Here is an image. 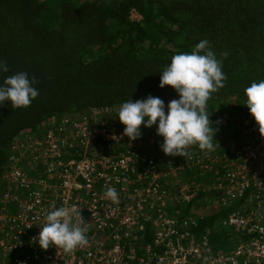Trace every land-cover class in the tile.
Here are the masks:
<instances>
[{
	"label": "trees",
	"instance_id": "1",
	"mask_svg": "<svg viewBox=\"0 0 264 264\" xmlns=\"http://www.w3.org/2000/svg\"><path fill=\"white\" fill-rule=\"evenodd\" d=\"M134 15L139 19H131ZM205 39L217 59L222 60L226 77L224 86L211 94L206 107L216 129L213 140L216 144L222 135L218 131L225 130L226 125L227 132L231 122L242 118L254 121L243 103L245 88L264 79V0H0V61L8 67L7 72H0V84L9 76L26 72L30 80L35 78L34 87L39 92L26 108L14 109L8 102L0 106V194L8 188L12 193L21 188L20 182L9 185L8 181L13 172H25L22 170L25 162L31 163L35 173L51 162L33 156L29 161L20 156L24 146L21 139L28 134L40 141L45 129L54 128L56 137L66 136V141L74 145L65 151L73 157H64L63 161L93 159L94 148L80 149L74 134L68 132L70 124L57 123L53 127L49 124L52 117L60 121L72 116L71 123L76 117L75 122L84 123L90 133L96 128L118 133L112 127L120 123V106L129 99L135 102L148 96L159 97L167 110V104L179 97L172 88L159 87L160 72L174 55L190 53ZM143 130L142 135L148 132ZM142 135L140 138L147 140ZM96 138L94 142L100 143ZM239 139L246 136L236 140ZM140 140L126 143L131 146L139 142L136 150L106 144L108 148L103 154L135 152L139 163L140 159L152 161L161 174L166 162H181L182 159L172 156L165 160L153 158L154 150L148 143L156 141ZM234 142L238 145L234 152L246 144ZM226 143L220 141L222 147L214 145L211 152L199 156V161L211 169L204 175L197 168L180 176L163 173L156 183L162 201L174 193L173 180L178 182L177 186L188 187V195L185 198L178 195L180 200L166 201L163 207H157L162 201H156L153 206L156 204L157 209L153 207L149 213L154 218L162 214L193 223L189 225L193 239H208L212 253L224 252L235 243L236 236L220 223L235 207L224 209L223 192L209 193L195 184L213 176L222 177L226 173L222 168L225 162L245 160L235 156L230 147H225ZM197 150L198 145H194V151ZM215 169L218 172L214 174ZM199 174L204 178L199 179ZM133 183L136 188L141 186V182ZM152 221L144 225L142 233L136 234L143 235L144 244L152 245L157 232ZM140 252L145 254L136 251Z\"/></svg>",
	"mask_w": 264,
	"mask_h": 264
},
{
	"label": "built area",
	"instance_id": "2",
	"mask_svg": "<svg viewBox=\"0 0 264 264\" xmlns=\"http://www.w3.org/2000/svg\"><path fill=\"white\" fill-rule=\"evenodd\" d=\"M93 132H87L84 123L75 122L72 125L76 145L84 151L96 144L94 139L97 134ZM113 142H116L114 145L122 146L128 141H106L110 144ZM73 146L64 136L56 137L54 132L49 131L46 141H34L33 151L42 149L45 155L51 157L48 160L52 159V163L47 166L46 172L51 174L54 171L52 168L55 169L62 163L64 157H73L65 152L66 148ZM235 146L238 145L229 146L232 152ZM239 147L242 148L234 154L245 160L225 162L229 167L225 169L226 173L218 178L219 182L223 183L219 191L224 194L221 204L226 209L235 207L221 222L222 226L236 236L235 243L224 252L214 255L208 239L194 240L189 228L193 223L175 220L176 217L166 220L162 214L155 218L149 215L154 207L149 202H153V199L161 202L162 193L156 186L158 180L152 185L143 186L142 182L148 179L142 177V173L152 174L157 169L152 161L140 159L139 163V158L132 151L126 154L96 155L90 159L92 164L87 162V157L84 162L63 161L64 173L72 171L74 166L75 171L80 172L79 175L72 172L70 176L73 178L63 179L62 187L55 185L54 191L61 189L65 192L63 199L50 197L51 186L46 188V185H43V190L34 191L31 184L24 180L19 191L21 193L23 190V197L10 198L8 195H11L12 191L8 188L3 194V203L5 208L14 207L16 211L10 214L6 211L0 219V230L8 235L2 238L20 240V237H26L29 233L39 235L40 228L46 223L47 214L64 207L72 210L71 223L87 229L89 243L77 247L71 253L56 251L58 255L53 257V264H57V261L58 264H264V141H249ZM187 151L189 156L182 157L183 161L193 162L197 170L211 171L205 167L204 162L199 161L200 154L191 149ZM206 154L208 153L204 152L203 155ZM136 167L139 171H136ZM212 172L215 173L216 169ZM19 176L20 173H17L12 175L11 179ZM76 179L80 181L77 182ZM133 181L141 182V186L136 188L131 184ZM109 187L117 191V202L104 195V191ZM157 211L161 213L160 210ZM151 220L157 229L152 245L143 243L142 234L136 235L142 233L144 225ZM21 242L22 240L19 241ZM136 251H144L145 254H137ZM43 252L45 251L35 249L31 253V259L16 263L34 264L37 261L38 264H50V257H44L42 262L38 261V254Z\"/></svg>",
	"mask_w": 264,
	"mask_h": 264
},
{
	"label": "clouds",
	"instance_id": "3",
	"mask_svg": "<svg viewBox=\"0 0 264 264\" xmlns=\"http://www.w3.org/2000/svg\"><path fill=\"white\" fill-rule=\"evenodd\" d=\"M223 56L226 59L228 53L225 52ZM7 71V64L0 61V72ZM225 79L222 60L217 59L208 40L199 41L190 53L174 55L170 64L160 72L159 87L172 88L179 99L170 101L167 110L164 102L153 96L135 102L129 99L122 103L118 120L124 126L123 135L129 141H135L142 135V125L148 129L155 128L156 135L163 140L160 149L167 156L186 158L189 156L187 149L192 145H198L202 151L213 150L216 129L206 111L207 101L213 92L224 86ZM35 83V78L30 80L26 72L5 78L3 84H0V106L5 102L10 103L14 109L30 106L39 95ZM245 96L243 105L254 119L253 124L258 126L260 136L264 138V79L246 87ZM104 195L113 202L118 201V193L112 187L107 188ZM0 202L3 203L2 197ZM71 213V209L64 207L49 212L39 235L33 238L34 243L43 251L55 247L65 253L86 246L89 243L87 229L71 223Z\"/></svg>",
	"mask_w": 264,
	"mask_h": 264
},
{
	"label": "rangeland",
	"instance_id": "4",
	"mask_svg": "<svg viewBox=\"0 0 264 264\" xmlns=\"http://www.w3.org/2000/svg\"><path fill=\"white\" fill-rule=\"evenodd\" d=\"M139 19L136 15L132 16L131 19ZM72 116H68V117H64L63 119H61L60 121L59 120H56L57 118L56 117H52L50 120H49V124H52V126L54 127L57 123H60L62 126H66L68 124H70V128H68V132H71L72 133V124L75 122V119L76 117H74V121L73 123H71L70 119H71ZM73 118V117H72ZM79 118V117H78ZM77 118V119H78ZM226 120V118H225ZM254 121H251V120H245L244 118L240 119V120H237L236 123L239 125L240 124V127H236V123L234 122L232 124V122L230 123L229 125V128H228V131L226 132V129H227V125H226V122H225V125H226V128L225 130H219L218 131V134L219 133H222V135L220 136L219 138V141L216 142V144L213 143V145H215V147H222V145L219 144L220 141H228V143L225 144V147H228L230 145H234L236 144L234 141H241V142H244L246 143V141H259V140H262L264 141V138H262L261 136H258V126H256L255 124H253ZM46 127H48V124L46 125ZM123 127V128H121ZM112 128L115 129V131H119L118 133L117 132H114V133H110L109 130H106L108 128H96L94 130V134L96 133L97 135V138L95 136V138L97 140L95 141H100V143L98 144H95L93 146H91L90 148H94V154H93V157H95L96 154H103V152L107 151V145L106 144H110V143H106V141H129L128 137L124 136L123 135V130H124V126L120 123H116V126L114 125ZM112 128H109L110 130ZM143 125H142V131L143 130ZM148 130V132H146L145 134H143L142 136H145L147 137V140H145L144 138H140V139H143L144 141H148V142H153V141H156L154 142L153 144L152 143H148L150 145H152L153 147V158H161L163 160H165L166 158H168V156H166L160 149V143H162V138L161 137H158L156 135V130L155 128H152V129H148V128H145ZM53 129L51 130H48V129H45L43 134H44V139L43 140H40V141H46V136H48V132L51 131V132H54ZM64 130H66V128H64ZM67 131V130H66ZM145 132V131H144ZM239 136H246V139H239V140H236ZM66 137V136H64ZM135 140V141H142V140ZM22 143L24 144L23 146V151L20 152V156H26L28 158V160L30 161V159L32 160V156L37 159V158H51L47 155H45V153L43 152L42 149H37L36 151H33V146H34V141H38L36 138H33L32 134H28L27 136L23 137L21 139ZM114 143L116 144V142H113L111 143L112 145H114ZM118 143V142H117ZM139 143H136L135 145L132 146L131 149H134L136 150V146L138 145ZM147 144V143H146ZM147 144V145H148ZM127 146L126 145H123V148H126ZM142 147H146V146H142ZM149 147V145H148ZM191 149V151H193L194 153L196 154H200V155H203L204 152L206 151H202V150H197L196 152L194 151V145L192 146H189V148L187 150ZM27 150L29 151V154L27 155ZM32 150V151H31ZM38 150H42V152H39ZM87 151V150H86ZM211 152V151H209ZM209 152H206V153H209ZM31 153V154H30ZM160 154V155H159ZM162 155V156H161ZM30 156V157H29ZM173 159H182L180 158L179 156H172ZM33 158V160H35ZM51 160V162L49 163V165L52 163V159H49ZM84 160L86 161L87 158L83 159L82 162H84ZM68 160L66 159V162ZM70 161H72L73 163H78L79 161H77L76 159H70ZM87 162H91L90 159H88ZM71 163V162H70ZM65 163H59V165H57V167L54 169L52 168V170H54L51 174L50 173H46L47 172V168H44L43 170H40L39 172H34V167L31 165V163L29 162H25L23 164V167H22V170H24L25 172L24 173H20V176L18 178H10L8 183L10 182V185L12 184V182H15V183H19L22 184V180H24V182H29V184H31L32 188L34 189V191L36 190H43L42 186L43 185H46V188L51 186L52 190L50 191V197H54L56 198L57 200L58 199H63L64 198V195H65V192L62 191L61 189H59L58 192H56L57 190L54 191V188H55V185H58L59 187L63 185V179H66V178H73L71 177L70 175L72 174V172H74L76 175H79L80 172L79 171H75L76 169V166H74L72 168V171H68L67 173H64L63 172V167H64ZM98 167H101L100 165H97ZM196 165L193 163V162H190L189 160H184L183 159L181 160V162H177V161H172V162H166V164L164 166L161 167V169L163 168V171H164V174L163 175H178L180 176L182 174V172H184L183 170H185V172L187 170H189L190 168H196L195 167ZM229 167V164L228 163H223V166L222 168L225 170ZM146 170V169H145ZM150 170V169H149ZM147 169V171H149ZM157 172V173H156ZM185 172L183 174H185ZM203 172V175L208 172V171H202ZM18 171H15L13 172V175L17 174ZM139 174V173H138ZM161 172L159 171H155L154 173L152 174H144L142 173V177H146L148 180L145 181V183H143L142 185L143 186H146V185H152L154 184V181L158 180L160 178V176L162 175ZM194 175V174H192ZM202 174H199L198 175V178L200 179L202 176ZM145 178V179H146ZM204 178V176H203ZM21 179V181H20ZM174 179V178H173ZM77 182L80 181V179H76ZM193 182V181H192ZM207 182H211L210 184H208ZM41 183V185H40ZM178 182H174L171 181V184L173 186H175L174 190H172L174 193L172 195H168L166 197V199H164V201H162V203L160 204V207H163L165 205V202L167 201L168 203H172V202H177L179 199V197H177L178 195H180V197L182 196V198H185V196H187V192H188V187L184 186V184H181L179 186H177ZM25 184V183H24ZM131 184L133 185V183L131 182ZM191 184V183H190ZM198 183H196V187H204V189L207 191V192H212L213 190L215 191H220L222 186H223V183L222 182H219V179L218 177H215L213 176L212 179H209V180H202L200 181V183L197 185ZM222 185V186H221ZM58 187V188H59ZM19 190H17L15 193H11V195L9 194L8 196L10 197H14V196H19V197H23L24 196V192L22 190V192L20 193ZM177 193H176V192ZM106 192V191H104ZM5 194V193H4ZM210 195V194H209ZM5 195L3 196H0V197H4ZM10 197V198H11ZM165 197V196H164ZM152 204L155 201V199L152 200ZM156 205V204H155ZM154 205V207H156ZM13 210L9 211L10 213H14V211H16V208L12 207ZM224 209H226V207H223ZM227 212V211H226ZM225 212V213H226ZM164 219L166 220H173V217L170 218V217H167V216H163L161 215ZM4 217V216H3ZM2 217V218H3ZM0 218V219H2ZM177 220V219H175ZM174 220V221H175ZM219 222V221H218ZM221 223V222H220ZM214 224H217V222H214ZM169 227V226H168ZM2 228V226L0 227V229ZM5 236V237H8L7 234L1 232L0 230V264H9L10 261H13L15 262V260L19 261V260H28V259H31V255H29V252H33L35 249L37 250H41L40 247L38 246V244H35L34 241L32 240V237L35 238L37 237L38 235L37 234H34V233H29V235H27L26 237H20L21 239L19 241L22 240L21 243H19L18 240H13V238H10V240H6V239H3L2 237ZM30 236V237H29ZM29 242L32 243V245L30 247L29 246ZM27 244V245H25ZM56 251H58V249H56L55 247H50L47 251L43 252V253H40L38 254V261L42 262L43 261V258L44 257H50L52 258V261H50V264H53L55 262V258L53 257H57L58 253H56ZM218 252L214 253V255H216ZM15 260H14V259ZM16 263V262H15ZM17 264V263H16ZM34 264H38L37 261H35ZM57 264H58V261H57Z\"/></svg>",
	"mask_w": 264,
	"mask_h": 264
},
{
	"label": "crops",
	"instance_id": "5",
	"mask_svg": "<svg viewBox=\"0 0 264 264\" xmlns=\"http://www.w3.org/2000/svg\"><path fill=\"white\" fill-rule=\"evenodd\" d=\"M132 141H129L127 145L131 144ZM126 145V146H127ZM133 145L131 146H127L126 148H131ZM13 210V208L9 209V208H4V204L2 202H0V218L3 217V215L5 214L6 211H11ZM10 213V212H9ZM152 243V242H151Z\"/></svg>",
	"mask_w": 264,
	"mask_h": 264
},
{
	"label": "bare ground",
	"instance_id": "6",
	"mask_svg": "<svg viewBox=\"0 0 264 264\" xmlns=\"http://www.w3.org/2000/svg\"><path fill=\"white\" fill-rule=\"evenodd\" d=\"M28 244H29V246H31V245H32V243H31V242H29ZM31 253H32V252H31ZM31 253L29 252V255H31ZM20 261H26V260H25V259H23V260H19V261L15 260V262H20Z\"/></svg>",
	"mask_w": 264,
	"mask_h": 264
}]
</instances>
